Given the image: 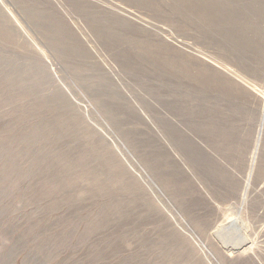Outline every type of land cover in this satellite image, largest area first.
Returning a JSON list of instances; mask_svg holds the SVG:
<instances>
[{
  "label": "rangeland",
  "instance_id": "374dc122",
  "mask_svg": "<svg viewBox=\"0 0 264 264\" xmlns=\"http://www.w3.org/2000/svg\"><path fill=\"white\" fill-rule=\"evenodd\" d=\"M0 264H264V0H0Z\"/></svg>",
  "mask_w": 264,
  "mask_h": 264
}]
</instances>
